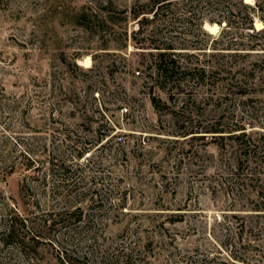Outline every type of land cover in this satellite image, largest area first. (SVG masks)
<instances>
[{
	"label": "rangeland",
	"instance_id": "1",
	"mask_svg": "<svg viewBox=\"0 0 264 264\" xmlns=\"http://www.w3.org/2000/svg\"><path fill=\"white\" fill-rule=\"evenodd\" d=\"M147 1L0 0V264H264V0H173L143 28L191 69L158 79Z\"/></svg>",
	"mask_w": 264,
	"mask_h": 264
},
{
	"label": "trees",
	"instance_id": "2",
	"mask_svg": "<svg viewBox=\"0 0 264 264\" xmlns=\"http://www.w3.org/2000/svg\"><path fill=\"white\" fill-rule=\"evenodd\" d=\"M173 0H149L147 2H142V3H137L138 5H133L132 7V13H133V17L136 19L137 24V28L136 31H132L134 33V39H136L134 42L136 44L139 45H144L146 47H142V48H146L148 55L151 57V68H152V72L153 74L156 75L157 79L158 77H171L173 75V73H179V72H185L187 69L190 70L191 68L188 66H182L178 59H177V54H179L180 52L177 51V48L180 49H187L188 47H185V44H180L182 46L176 47L175 42L173 39H171V37H166L165 34L163 35V30L159 27L162 25L159 24H155L152 25L150 27V29L147 30V28H143L144 24H147L148 22H151L152 20H154L155 18H157V16L159 15V13L163 10V8L167 5H169ZM201 0H191L189 1L186 5H187V9L186 11L189 13V15L192 17L193 15H195L196 11H198V7H199V2ZM242 4L244 6H249L247 4V2H242ZM150 14V18H148L146 15ZM183 20H186L185 15H183L181 17ZM199 19L202 18L199 17ZM210 21V23H213L214 20L208 19ZM220 21H218L219 24ZM201 23L199 24L200 27ZM163 27V26H162ZM146 29V31L144 30ZM264 29V27H263ZM143 34V38L145 39L146 35L148 36V38L143 42L142 40H138V38L136 36ZM195 69V68H193ZM203 71V69H201ZM159 86H164L162 84H159ZM1 95V94H0ZM2 96V95H1ZM152 101L155 104V98H153L152 96ZM215 133L217 132H221L219 130H215L213 131ZM241 136H244L245 133L241 132ZM3 143H8L9 142V136H5V139L2 140ZM246 142V140H245ZM16 144H18V146H21V144L17 141H14V145L12 147H10V151H8V153H12L14 154V158L18 159L20 161V163L25 167V168H32L34 167V157L31 156V151L26 147H21L20 149H16L15 146ZM11 164H9V167L6 168V173L11 172L14 169V164L13 162H9ZM49 167L47 168V170H49V173H53L61 170L60 172H62V176H64V178L62 179L64 181L65 179V173L68 171V167L67 164L65 162H60V163H55L54 161L52 162V160L49 162ZM56 166V169L55 167ZM34 170V168H33ZM51 175V176H53ZM46 177L47 176H43L41 177V181L43 182V186H46ZM66 182H64L63 184H61L60 186H62L63 188H65L68 184H65ZM65 185V187H64ZM58 185H53L52 187V191L54 188H57ZM29 189V184L25 182V178L22 179V181L20 182V193L23 192H28ZM47 189V188H45ZM78 207H76L75 209H77ZM75 209H72L68 212L67 215V219L71 220L73 218V215L75 213ZM80 219H78L79 221ZM69 223L72 222H68V226L67 227H72L70 226ZM13 222L11 221L8 226H6L5 228H3L0 231V250L7 245V243H12V242H8L9 241V237L12 238V235L14 234L13 232ZM80 227V226H79ZM74 228H77V226H75ZM73 228V229H74ZM59 259L63 264H95L94 261L90 260L89 258H86L84 255L81 256H75V255H71V254H67L65 253L64 255H59Z\"/></svg>",
	"mask_w": 264,
	"mask_h": 264
},
{
	"label": "bare ground",
	"instance_id": "3",
	"mask_svg": "<svg viewBox=\"0 0 264 264\" xmlns=\"http://www.w3.org/2000/svg\"><path fill=\"white\" fill-rule=\"evenodd\" d=\"M245 2H247V3H251V2H249L248 0H245ZM256 24V27H257V29H260L263 25H261V23H259V22H256L255 23ZM218 27V25L217 24H215V23H212V24H205L204 25V28L207 30V31H209V32H214L215 31V29ZM80 63H82V64H84L85 66H88L89 65V62H90V59H89V57H85L83 60H80L79 61Z\"/></svg>",
	"mask_w": 264,
	"mask_h": 264
}]
</instances>
